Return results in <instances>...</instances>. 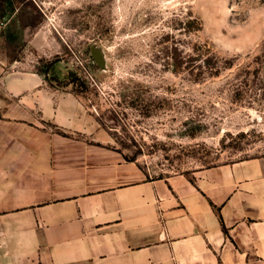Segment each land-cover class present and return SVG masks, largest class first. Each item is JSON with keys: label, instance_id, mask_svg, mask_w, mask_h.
<instances>
[{"label": "rangeland", "instance_id": "1", "mask_svg": "<svg viewBox=\"0 0 264 264\" xmlns=\"http://www.w3.org/2000/svg\"><path fill=\"white\" fill-rule=\"evenodd\" d=\"M37 69L146 177L264 157V0H0V84Z\"/></svg>", "mask_w": 264, "mask_h": 264}, {"label": "crops", "instance_id": "2", "mask_svg": "<svg viewBox=\"0 0 264 264\" xmlns=\"http://www.w3.org/2000/svg\"><path fill=\"white\" fill-rule=\"evenodd\" d=\"M65 86L1 77L0 264H264V157L146 177Z\"/></svg>", "mask_w": 264, "mask_h": 264}, {"label": "water", "instance_id": "3", "mask_svg": "<svg viewBox=\"0 0 264 264\" xmlns=\"http://www.w3.org/2000/svg\"><path fill=\"white\" fill-rule=\"evenodd\" d=\"M90 53L93 58V60L100 66L104 67V57L102 55V52L96 48L95 46H92L90 48Z\"/></svg>", "mask_w": 264, "mask_h": 264}, {"label": "trees", "instance_id": "4", "mask_svg": "<svg viewBox=\"0 0 264 264\" xmlns=\"http://www.w3.org/2000/svg\"><path fill=\"white\" fill-rule=\"evenodd\" d=\"M54 64V62H50L49 64H48V67H51L52 65ZM38 73H40V74H46L45 72L46 71H42V70H40V69H37L36 70ZM56 79V78H55ZM56 80H58V79H56ZM59 86H61V85H59ZM224 231H225V228H224Z\"/></svg>", "mask_w": 264, "mask_h": 264}]
</instances>
